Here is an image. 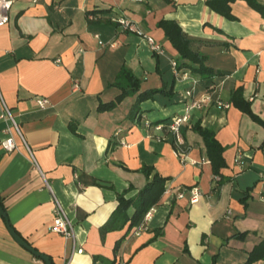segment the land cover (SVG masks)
<instances>
[{
    "label": "crops",
    "instance_id": "1",
    "mask_svg": "<svg viewBox=\"0 0 264 264\" xmlns=\"http://www.w3.org/2000/svg\"><path fill=\"white\" fill-rule=\"evenodd\" d=\"M32 1L15 0L0 29V94L21 136L11 134V154L0 149V202L15 234L51 264H94V257L95 264H245L264 239V129L233 109L229 94L243 88L264 123V20L240 0L228 18L210 11L208 0ZM257 2L264 7V0ZM114 20L132 22L163 56ZM159 21H174L205 66L223 75L209 91L187 70L173 75L171 61L181 62L156 28ZM122 71L138 80L140 93L162 88L172 94L144 101L131 120L135 95L98 113L99 104L120 94L112 86L122 82ZM192 81L193 99L209 102L187 111ZM37 100L46 102L43 109ZM185 115L180 161L165 127ZM196 124L223 147L218 180L203 141L191 131ZM5 128L0 121V142ZM147 166L166 181L144 230L124 227L101 241L99 229L116 197H134L149 180L140 172ZM193 188L199 196L191 204ZM53 199L71 222L74 250L49 231ZM0 264H43L14 243L1 219Z\"/></svg>",
    "mask_w": 264,
    "mask_h": 264
},
{
    "label": "trees",
    "instance_id": "2",
    "mask_svg": "<svg viewBox=\"0 0 264 264\" xmlns=\"http://www.w3.org/2000/svg\"><path fill=\"white\" fill-rule=\"evenodd\" d=\"M165 3H168L167 0H162ZM238 0H208L205 2L206 6L210 11H213L216 15L228 18L229 17V7L231 4ZM247 4L248 8L252 11H255L263 20H264V7L257 2V0H240ZM87 15H90L88 12ZM156 28L160 29L162 34H164V40L175 50L179 61L181 62L176 66V72L178 73L181 70H187L190 75H193L197 78L199 85L202 89L209 91L213 85V78L222 77L223 75L217 72V70L209 69L205 66L206 61L205 57L201 55L199 52L193 50L191 47V41L188 40L187 36L174 24V21H159L155 24ZM120 78L123 84L117 82L112 87H117L119 89L120 94L116 96V98L110 103H102L98 105L97 112H110L115 110L117 105L121 103V101L127 97L135 95V102L132 104V108L129 111L127 118L129 120L133 119L136 116L140 109V104L144 103V101H152L155 96L163 95V97L172 94V91L166 92L164 89L160 88L158 90L152 91H144L140 93L138 80L133 78L131 74H128L125 71L120 73ZM243 88H238L234 91H231L229 94V102L233 109L238 111L240 114L247 115L249 120L256 124L257 126H261L264 129V123L258 116L253 115L250 110V103L247 102L242 96ZM164 123V121L159 122ZM191 131L196 133L203 144L204 155L207 161L209 162L210 171L215 179L221 176V172L225 169V160L222 157L223 155V147L219 144L215 138L214 133L211 131H207L204 128L200 127L199 124L194 125L191 128ZM174 150L177 149L174 146ZM141 174L146 177L148 180L145 186L137 193L134 194V197L130 199H126L124 194H120V196L116 197V208L109 214L107 218V222L99 229L100 240L103 241L104 237L107 236L109 232H121V230L125 227L127 231L131 229H135L141 222L144 220L145 214L152 207H156L162 193L165 191L164 183L166 181L165 178L160 177L159 175L153 173L151 167H142L140 170ZM151 177V179H150ZM218 180V179H217ZM0 208L5 212L2 208L0 202ZM242 236H239L241 239ZM120 242H117L114 245L113 253L119 249ZM248 260H246L245 264H252L258 261H261L264 258V239L262 242L256 245L247 255ZM99 261L98 257L93 258V262L95 264L96 261ZM111 264H115L112 262ZM125 264V263H124Z\"/></svg>",
    "mask_w": 264,
    "mask_h": 264
},
{
    "label": "built area",
    "instance_id": "3",
    "mask_svg": "<svg viewBox=\"0 0 264 264\" xmlns=\"http://www.w3.org/2000/svg\"><path fill=\"white\" fill-rule=\"evenodd\" d=\"M15 0H0V29L5 25H7L9 16H10V9L11 6L13 5ZM33 4L35 3V0L32 1ZM115 22L118 23V28L123 31V32H131L133 35H136L139 38H143L146 41V44L150 51L152 52L151 54L157 55V56H163V49L160 48V46L155 43L151 38L147 37L146 35L142 34L133 24L132 22L129 21H122V20H114ZM98 46L101 45V42L97 43ZM170 69L176 77H178V73L176 72V62L171 61V66ZM195 85L196 82L192 81L191 82V87L185 94V98L187 100V108L186 110H201L202 106L204 104H207L209 102V98L205 96H201L199 100H194L193 99V93L195 92ZM3 97H1L0 94V121L3 122L5 125H7V128H5L4 134L6 135L5 140L0 142V149L4 153H12L15 150L14 146V140L11 138V134H15L17 137H20V132H19V125L14 120L13 113L8 109V107L3 103ZM46 105V102L43 100H37L36 101V106L39 109H43ZM216 107H218L221 110H226L228 108L227 105H222L219 102L216 103ZM188 121L187 116H183L181 118L175 117L172 122H170L168 125H166L165 129L169 134L172 135L173 137V145L177 147L175 150V153L180 161H184V152L181 151L182 147V140H181V132L179 131L181 126L184 125ZM161 126H156L154 127V130L159 131ZM45 182V181H44ZM44 186L47 190L48 186L44 183ZM190 200L191 204H193L196 199L198 198V190L197 189H191L190 190ZM264 199V196H262ZM196 203V202H195ZM53 219H52V224L49 229L50 233H54L56 236L62 237L64 240H69L71 243V247L74 250V244H73V232H72V226L71 222L68 221L67 216L63 212L64 210L62 207L59 206V204L54 201L53 199ZM151 209L145 214L143 217L144 220L141 222L140 225L136 228V231H143L144 230V224L149 220ZM81 251V250H80ZM80 251L76 252L77 254L80 253ZM115 264H124L121 262H116Z\"/></svg>",
    "mask_w": 264,
    "mask_h": 264
},
{
    "label": "water",
    "instance_id": "4",
    "mask_svg": "<svg viewBox=\"0 0 264 264\" xmlns=\"http://www.w3.org/2000/svg\"><path fill=\"white\" fill-rule=\"evenodd\" d=\"M0 219L3 221V224H5V230H6L7 234H8V236L12 237L14 243L19 248H21L22 250L28 251L29 255H31L33 258H35L37 260L39 259L43 264H51L47 260V258L42 256V254H39V252L37 253L36 251L31 249L27 245V243L24 242V240L22 241V239L15 234V232L11 228L10 223L7 222V219H6V216H5V212L1 208H0Z\"/></svg>",
    "mask_w": 264,
    "mask_h": 264
}]
</instances>
